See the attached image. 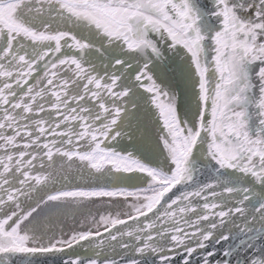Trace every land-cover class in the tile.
<instances>
[{
  "label": "snow or ice",
  "instance_id": "6c2138e0",
  "mask_svg": "<svg viewBox=\"0 0 264 264\" xmlns=\"http://www.w3.org/2000/svg\"><path fill=\"white\" fill-rule=\"evenodd\" d=\"M0 264H264V0H0Z\"/></svg>",
  "mask_w": 264,
  "mask_h": 264
},
{
  "label": "flooded vegetation",
  "instance_id": "af4514ba",
  "mask_svg": "<svg viewBox=\"0 0 264 264\" xmlns=\"http://www.w3.org/2000/svg\"><path fill=\"white\" fill-rule=\"evenodd\" d=\"M74 214V213H73ZM79 219V218H78ZM78 219H76V216L74 215L73 216V218H72V225L78 220ZM55 226H57V227H65V228H67V227H70L68 224H66V222L64 221V213H62V214H59V217H58V219L55 221Z\"/></svg>",
  "mask_w": 264,
  "mask_h": 264
},
{
  "label": "rangeland",
  "instance_id": "374dc122",
  "mask_svg": "<svg viewBox=\"0 0 264 264\" xmlns=\"http://www.w3.org/2000/svg\"><path fill=\"white\" fill-rule=\"evenodd\" d=\"M162 159V158H161ZM74 214L71 210H69L68 212L64 213V221L66 222V224H68L69 226H72V218H73ZM76 216V215H75ZM79 217L76 216V219H78Z\"/></svg>",
  "mask_w": 264,
  "mask_h": 264
},
{
  "label": "water",
  "instance_id": "95a60500",
  "mask_svg": "<svg viewBox=\"0 0 264 264\" xmlns=\"http://www.w3.org/2000/svg\"><path fill=\"white\" fill-rule=\"evenodd\" d=\"M81 254H82V255H86L87 253H83V252L81 251Z\"/></svg>",
  "mask_w": 264,
  "mask_h": 264
}]
</instances>
